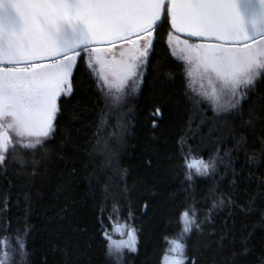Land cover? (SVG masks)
<instances>
[{
	"label": "snow or ice",
	"instance_id": "6c2138e0",
	"mask_svg": "<svg viewBox=\"0 0 264 264\" xmlns=\"http://www.w3.org/2000/svg\"><path fill=\"white\" fill-rule=\"evenodd\" d=\"M164 25L171 29L167 35L171 56L183 62L185 94L190 93L201 115L207 112L204 104L213 114L201 119L195 131L190 122L189 132L202 143L211 141L215 155L190 162L195 150L182 138L183 191L191 203L182 202L176 220L170 219L178 230L163 237L166 247L159 264H247L254 256V231L247 225L237 229L234 217L237 210L256 214L264 229V174L256 177L251 170L257 164L264 167V95L256 94L258 82L264 81V0H0V168L7 177L9 165H19L33 187L40 178L55 187L54 195H65L55 219L69 223L53 229L52 264H94L90 226L73 225L69 219L75 203L71 193L85 181L90 192L102 186L103 201L91 227L102 237L103 264H127L126 254L140 252L143 228L127 223L134 218L130 208L127 220L118 222L121 203L132 191L124 179L127 170H112L114 157L104 128L109 115L139 90L155 35ZM78 61L95 77L105 106L85 161L53 173L46 169L50 159L46 146L58 131L62 98L74 94ZM151 116L156 128L162 108L154 106ZM72 118L83 116L74 112ZM250 140L259 144L260 160L249 151ZM241 153L247 174L235 166ZM151 166L148 159L146 167ZM194 167L195 174L190 171ZM224 176L229 177L227 193L220 188ZM200 177L217 181L204 197L203 212L190 191ZM254 178L255 194L246 190L248 199L241 200L240 183ZM140 183V215L147 216L157 193L147 179ZM10 204L11 196L0 193V214L7 213ZM221 213L226 215L217 225ZM29 235V229H21L15 246L0 240V264L26 259ZM193 235L199 236L196 247L189 243ZM43 264H49L47 256ZM256 264H264V249Z\"/></svg>",
	"mask_w": 264,
	"mask_h": 264
},
{
	"label": "trees",
	"instance_id": "16d2710c",
	"mask_svg": "<svg viewBox=\"0 0 264 264\" xmlns=\"http://www.w3.org/2000/svg\"><path fill=\"white\" fill-rule=\"evenodd\" d=\"M170 26L164 25L158 29L155 35L154 49L149 57V64L144 69V81L139 90L126 98L122 106L118 107L108 117V124L104 128V134L109 139V145L114 157L112 170L118 168L121 173L127 170L124 176L127 188L132 191L130 198L121 203L119 223L127 220L129 208L134 218L127 220L137 228H143L141 233V245L139 254H126L127 264H159L160 256L166 244L165 235H174L178 230L175 221L176 214L183 202L185 206L191 203L183 191L184 163L182 159V138L195 151L189 158L195 160H208L214 156V145L211 141L203 143L199 136L193 137L189 132V124L192 123V131L200 124L201 119L213 116L207 104L205 115H201L202 109H198L189 94H185V76L182 61H177L171 56L167 46V35ZM121 42L118 47L122 46ZM106 45H97L102 47ZM108 48V47H102ZM86 59V57H85ZM171 73V77L168 75ZM75 91L71 97L62 98L63 113L58 121V131L50 144L46 147L50 159L46 162V169L58 173L60 169L69 168L72 164L85 161L86 149L89 141L94 143L93 133L96 124L99 123V113L105 106V98L96 87L95 77L86 68L83 61H78L74 69ZM257 95H264V81L258 82ZM154 106H159L163 111V118L157 117L158 126L153 128L151 113ZM93 109L95 111H93ZM86 110V111H85ZM78 112L83 116L82 120H74L72 115ZM221 120L224 118L221 117ZM70 134V140L68 139ZM259 129H257V135ZM249 151H255L257 159H261L259 144L256 140H250ZM226 147H231L230 144ZM152 160V166L146 167V161ZM246 159L243 153L239 154L235 166L239 171L243 168L245 174L249 168L245 167ZM256 177L264 174V167L257 164L251 169ZM5 177L4 169L0 168V193L11 196V204L7 213L0 214V240L14 242L21 229L30 230L27 237V258L21 260L16 257V264H43L45 257L52 264L51 248L56 240L53 229L63 224L67 227L69 221H57L56 213L63 205L65 195H54L55 187L43 183L37 178L36 187L32 186L31 177L19 165L11 164ZM150 174V175H148ZM220 175H224L221 171ZM155 177V179H152ZM147 179L149 184L155 185L157 195L153 199L155 207L149 210L147 216L140 215L139 191L141 181ZM217 181L197 178L190 191L195 195L199 211L207 209L203 207L204 197L211 185ZM256 179L244 180L240 183V199L247 200L246 190L253 195L256 190ZM229 177L224 176L221 184V192L229 191ZM135 186V188H134ZM124 185L115 189L118 193ZM39 192V195H37ZM25 195L29 197L25 199ZM75 203L69 214L73 225L88 224L90 226L94 264H103L102 237L96 228L91 227L96 223L99 214V206L103 201L102 186L89 191L88 183L81 182L75 191L71 193ZM209 203L211 201L209 200ZM259 211L258 202L254 205ZM111 210V205H109ZM107 215V213H105ZM226 213L217 216V225L220 224ZM235 227L248 226V231H254V256L247 264H256L264 249V229L259 227V216L256 214L242 215L235 212ZM88 239V237H84ZM199 236L193 235L189 243L198 246Z\"/></svg>",
	"mask_w": 264,
	"mask_h": 264
},
{
	"label": "rangeland",
	"instance_id": "374dc122",
	"mask_svg": "<svg viewBox=\"0 0 264 264\" xmlns=\"http://www.w3.org/2000/svg\"><path fill=\"white\" fill-rule=\"evenodd\" d=\"M180 38L183 40V39H185L186 37H184V36H180ZM122 46H123V43H122ZM102 47H109L108 45H106V46H102ZM101 47V48H102ZM104 49H106V48H104ZM189 160H190V162L192 161V160H195L194 158H189ZM193 174H195V167L193 168V169H191L190 170ZM114 235V238L115 239H119L120 237L118 236V235H115V234H113Z\"/></svg>",
	"mask_w": 264,
	"mask_h": 264
},
{
	"label": "water",
	"instance_id": "95a60500",
	"mask_svg": "<svg viewBox=\"0 0 264 264\" xmlns=\"http://www.w3.org/2000/svg\"><path fill=\"white\" fill-rule=\"evenodd\" d=\"M181 36H183V35H181ZM185 37V36H184Z\"/></svg>",
	"mask_w": 264,
	"mask_h": 264
}]
</instances>
